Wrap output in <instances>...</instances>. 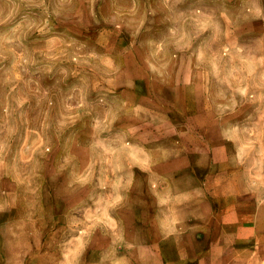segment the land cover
Instances as JSON below:
<instances>
[{"label":"rangeland","instance_id":"rangeland-1","mask_svg":"<svg viewBox=\"0 0 264 264\" xmlns=\"http://www.w3.org/2000/svg\"><path fill=\"white\" fill-rule=\"evenodd\" d=\"M258 5L0 0V264H95L145 197L199 179L201 155L212 182L255 165Z\"/></svg>","mask_w":264,"mask_h":264},{"label":"crops","instance_id":"crops-1","mask_svg":"<svg viewBox=\"0 0 264 264\" xmlns=\"http://www.w3.org/2000/svg\"><path fill=\"white\" fill-rule=\"evenodd\" d=\"M258 1L249 24H255L253 33L262 44L263 70L256 72L262 76L264 0ZM212 157L210 151L195 160L199 179L177 190L178 196L145 197V213L132 214L139 222L127 233L132 239L101 247L95 264H264V151L257 154L259 164L228 167L229 179L220 182L203 178L214 172ZM201 160L211 164L201 166ZM89 257L87 252L80 261L72 256L67 262L89 264Z\"/></svg>","mask_w":264,"mask_h":264}]
</instances>
